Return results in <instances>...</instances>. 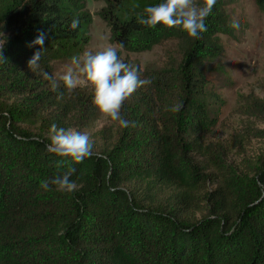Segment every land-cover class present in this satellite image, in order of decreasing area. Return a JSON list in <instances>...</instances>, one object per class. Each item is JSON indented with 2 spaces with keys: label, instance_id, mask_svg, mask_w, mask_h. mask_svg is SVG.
<instances>
[{
  "label": "trees",
  "instance_id": "trees-1",
  "mask_svg": "<svg viewBox=\"0 0 264 264\" xmlns=\"http://www.w3.org/2000/svg\"><path fill=\"white\" fill-rule=\"evenodd\" d=\"M101 1L99 16L122 51L173 44L152 70L119 50L152 83L123 104L129 127H103L90 138L93 155L74 163L46 150L50 128L86 133L99 114L94 90L52 91L29 69L41 48L28 45L45 34L40 69L54 77L51 61L76 56L89 40L85 1L0 0V264H264V152L234 171L223 159L227 142L207 140L218 99L202 63L223 50V14L214 6L193 39L138 23L161 0ZM255 2L264 11V0ZM239 111L264 125L263 98L248 95ZM245 135L264 141V126ZM69 168L75 191L40 187Z\"/></svg>",
  "mask_w": 264,
  "mask_h": 264
},
{
  "label": "rangeland",
  "instance_id": "rangeland-1",
  "mask_svg": "<svg viewBox=\"0 0 264 264\" xmlns=\"http://www.w3.org/2000/svg\"><path fill=\"white\" fill-rule=\"evenodd\" d=\"M84 1L91 17L87 28L89 40L74 57L85 51L95 52L108 45L116 46L110 41L109 27L99 16V10L105 3L101 0ZM197 2L202 3V0ZM215 6L223 14L225 24L224 32L217 33L222 52L202 63L207 88L218 99L212 108L216 122L207 140L227 142V153L223 156L226 165L231 170L242 171L264 152L263 140L245 135L247 127L262 128L264 125L239 111L248 95L264 99V11L258 8L255 0H217ZM172 44V41H167L164 45H151L141 51H120L122 57L128 55L142 69L152 70L162 66L165 49ZM72 58L53 59L50 63L59 85L63 84L59 77L73 66ZM105 126L113 128L114 122L99 112L86 133L92 138Z\"/></svg>",
  "mask_w": 264,
  "mask_h": 264
},
{
  "label": "clouds",
  "instance_id": "clouds-1",
  "mask_svg": "<svg viewBox=\"0 0 264 264\" xmlns=\"http://www.w3.org/2000/svg\"><path fill=\"white\" fill-rule=\"evenodd\" d=\"M217 0H161L160 3L144 8V17L138 23L147 27L163 25L167 28H179L193 39H199L201 33L207 31L206 19L211 15ZM79 19L73 18L70 23L71 29H76ZM45 34L39 33L37 38L28 46L39 45L41 50L36 51L28 61L29 69L36 74L42 75L49 81L52 91H57L59 85L56 78L40 69V61L43 54ZM5 40L0 43V61L6 59L3 56ZM124 44L108 45L95 52L85 51L79 57L72 58V67L59 77L65 88L75 90L85 84L94 90V104L103 117L117 122L120 127H129L130 122L121 114V109L126 100L134 92L152 83L150 78H141L137 66L126 63L121 59L119 50ZM39 70V71H38ZM62 93L58 98H62ZM183 108V103L178 102L169 110L178 113ZM50 143L46 150L61 158H70L74 163H81L93 155V144L87 133L79 132L73 128L57 127L51 125ZM76 169L69 168L62 175L51 179L42 180L40 187L44 191L73 192L78 188L75 180L71 179Z\"/></svg>",
  "mask_w": 264,
  "mask_h": 264
}]
</instances>
